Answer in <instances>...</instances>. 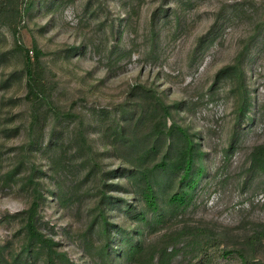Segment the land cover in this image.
Masks as SVG:
<instances>
[{
  "label": "rangeland",
  "instance_id": "rangeland-1",
  "mask_svg": "<svg viewBox=\"0 0 264 264\" xmlns=\"http://www.w3.org/2000/svg\"><path fill=\"white\" fill-rule=\"evenodd\" d=\"M141 86L201 151L182 205L145 207L110 144ZM134 244L264 264V0H0V264H148Z\"/></svg>",
  "mask_w": 264,
  "mask_h": 264
},
{
  "label": "trees",
  "instance_id": "trees-1",
  "mask_svg": "<svg viewBox=\"0 0 264 264\" xmlns=\"http://www.w3.org/2000/svg\"><path fill=\"white\" fill-rule=\"evenodd\" d=\"M26 96H37V68L34 60L25 50ZM138 86H133L136 89ZM125 116L124 124L111 131L110 144L113 151L128 167L127 177L133 192L145 207L157 210L170 204L182 205L190 197L201 175L202 165L197 163L201 151L187 127L168 121L169 106L162 102L152 88L141 86ZM177 183V185H174ZM165 202H162V198ZM164 200V199H163ZM26 226L29 234L38 240H45L36 228L31 211ZM185 231H165L161 239L169 241ZM188 232L199 235L204 228H192ZM134 244L130 250L148 255V264H153V245ZM165 248V246L163 247ZM48 263L54 264L50 252Z\"/></svg>",
  "mask_w": 264,
  "mask_h": 264
}]
</instances>
